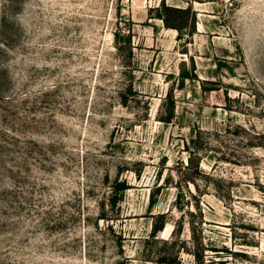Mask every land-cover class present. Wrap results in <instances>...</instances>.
Segmentation results:
<instances>
[{"label": "rangeland", "instance_id": "374dc122", "mask_svg": "<svg viewBox=\"0 0 264 264\" xmlns=\"http://www.w3.org/2000/svg\"><path fill=\"white\" fill-rule=\"evenodd\" d=\"M180 1L0 0V264H264V0Z\"/></svg>", "mask_w": 264, "mask_h": 264}, {"label": "crops", "instance_id": "0c3cea01", "mask_svg": "<svg viewBox=\"0 0 264 264\" xmlns=\"http://www.w3.org/2000/svg\"><path fill=\"white\" fill-rule=\"evenodd\" d=\"M167 1H168L167 3H169L168 5H170V6L174 5L173 7H177V8L181 7L183 9H185V7L180 6L181 3H183V1H180V0H167ZM207 4L211 5L210 6L211 8L214 7L213 2L193 1V9L196 12V17L198 18V21L196 23L197 25L195 24L194 33L201 34L202 36H204L205 34H207L206 32H208L207 23L205 20V16H207V14H206V9L208 8ZM186 8H188V7L186 6ZM212 9H214V8H212ZM174 31L175 32H173V33L176 34L178 37L179 33H180L179 30L175 28Z\"/></svg>", "mask_w": 264, "mask_h": 264}, {"label": "trees", "instance_id": "16d2710c", "mask_svg": "<svg viewBox=\"0 0 264 264\" xmlns=\"http://www.w3.org/2000/svg\"><path fill=\"white\" fill-rule=\"evenodd\" d=\"M177 11V10H183L184 12L186 13H189L191 12V7H188V8H185V9H181V8H177V7H173V6H170L168 4H166L165 0H163V4H162V13L161 14H158V17L162 18L165 22V25L167 27H173V28H177L179 30V38H182L183 36V33H182V28L179 27V26H176L175 24H173V22L171 20H169V18L166 16V13L167 11ZM195 17H196V14L194 13ZM195 27V26H194ZM195 31V28H193V32ZM129 41L132 40V37H131V31H130V35H129ZM194 77H197L196 74H193ZM183 77H189L190 74H182ZM170 96V94L168 95ZM167 121H170L171 120V117L167 118L166 119ZM164 227V222L160 225V226H156L155 229H154V234H156V232H158L159 230H161L162 228ZM153 234V235H154ZM163 262L165 261H171L170 263H176V260H168V258H162L161 259Z\"/></svg>", "mask_w": 264, "mask_h": 264}, {"label": "built area", "instance_id": "2783aa9c", "mask_svg": "<svg viewBox=\"0 0 264 264\" xmlns=\"http://www.w3.org/2000/svg\"><path fill=\"white\" fill-rule=\"evenodd\" d=\"M225 5H233L237 0H220Z\"/></svg>", "mask_w": 264, "mask_h": 264}]
</instances>
